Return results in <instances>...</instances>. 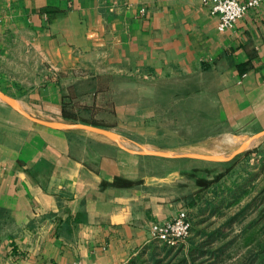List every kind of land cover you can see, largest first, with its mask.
I'll return each mask as SVG.
<instances>
[{
    "label": "crops",
    "instance_id": "crops-1",
    "mask_svg": "<svg viewBox=\"0 0 264 264\" xmlns=\"http://www.w3.org/2000/svg\"><path fill=\"white\" fill-rule=\"evenodd\" d=\"M219 22L201 0H0V62L47 69L0 100V264H130L181 209L78 124L170 147L264 129V7Z\"/></svg>",
    "mask_w": 264,
    "mask_h": 264
},
{
    "label": "rangeland",
    "instance_id": "rangeland-1",
    "mask_svg": "<svg viewBox=\"0 0 264 264\" xmlns=\"http://www.w3.org/2000/svg\"><path fill=\"white\" fill-rule=\"evenodd\" d=\"M18 51L11 63L0 62V93L7 97L29 93L47 72L35 69L32 56L21 64ZM113 131L115 137H107L138 159L141 186L179 203L192 222L184 240H156L130 264H264V129L209 130L206 138L192 139L199 144L171 147L141 145L135 134ZM232 136L237 138L231 145L226 139ZM183 153L220 158L176 156Z\"/></svg>",
    "mask_w": 264,
    "mask_h": 264
},
{
    "label": "built area",
    "instance_id": "built-area-1",
    "mask_svg": "<svg viewBox=\"0 0 264 264\" xmlns=\"http://www.w3.org/2000/svg\"><path fill=\"white\" fill-rule=\"evenodd\" d=\"M209 7L212 14L220 17L218 29L231 28L243 18L249 9L264 7V0H201ZM144 9H142L143 11ZM192 230V222L188 210L180 209L171 218L150 223L151 237L168 244H177L188 237ZM72 264H81L74 262Z\"/></svg>",
    "mask_w": 264,
    "mask_h": 264
},
{
    "label": "water",
    "instance_id": "water-1",
    "mask_svg": "<svg viewBox=\"0 0 264 264\" xmlns=\"http://www.w3.org/2000/svg\"><path fill=\"white\" fill-rule=\"evenodd\" d=\"M0 95L4 99H6L8 101H12L10 97H7V96L3 95L2 93H0ZM32 119H34L35 121H38V122H40L42 124L49 125V126H59L60 125L59 123H56V122L42 120V119H38V118H35V117H33ZM63 126H73V125H67L66 124V125H63ZM78 126H83V127H86L89 130L96 131V132H98L100 134H104V135L115 137L113 132H111V131H109V130H107L105 128L96 127V126L87 125V124H78ZM140 153L144 154V151H142ZM145 153H147V151H145ZM176 156H178V157L189 156V157H202V158H217V159L220 158V157L215 156V155H207V154H202V153H183V154H178Z\"/></svg>",
    "mask_w": 264,
    "mask_h": 264
},
{
    "label": "trees",
    "instance_id": "trees-1",
    "mask_svg": "<svg viewBox=\"0 0 264 264\" xmlns=\"http://www.w3.org/2000/svg\"><path fill=\"white\" fill-rule=\"evenodd\" d=\"M64 116H65L66 118H75V115H71L70 113H67V112H65V111H64ZM93 123H97V122H93ZM190 241L192 242L193 239H190Z\"/></svg>",
    "mask_w": 264,
    "mask_h": 264
},
{
    "label": "bare ground",
    "instance_id": "bare-ground-1",
    "mask_svg": "<svg viewBox=\"0 0 264 264\" xmlns=\"http://www.w3.org/2000/svg\"><path fill=\"white\" fill-rule=\"evenodd\" d=\"M229 137H230V136H229ZM232 137H233V136H232ZM227 138H228V137H227ZM236 138H237V137H236ZM236 138L233 137V138L226 139V140L232 145V144L235 143V141H236L235 139H236ZM228 142H227V143H228ZM250 144H251V143H250ZM215 155H216V154H215Z\"/></svg>",
    "mask_w": 264,
    "mask_h": 264
}]
</instances>
